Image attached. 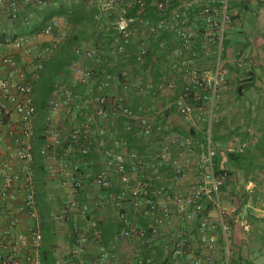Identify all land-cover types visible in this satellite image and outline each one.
I'll use <instances>...</instances> for the list:
<instances>
[{
    "label": "built area",
    "instance_id": "2783aa9c",
    "mask_svg": "<svg viewBox=\"0 0 264 264\" xmlns=\"http://www.w3.org/2000/svg\"><path fill=\"white\" fill-rule=\"evenodd\" d=\"M57 1L60 0H0V24L1 14H4L7 24L14 25L21 17L22 5L46 7ZM83 1L98 8L95 20L101 22L100 29L104 34L110 31L112 36L108 42L95 36L93 44L76 46L74 53L78 59L101 58L105 53L122 55L131 40L134 25L152 35L161 31L173 32L178 40L173 54L180 58L178 64L184 81L182 94L176 100L177 112L185 120L199 118L203 107L200 105L198 112L192 115V110L184 100L191 95H194L195 100H201L194 93L196 89H202L207 92L203 98L210 103V122L215 89L225 75L219 56L224 29L230 22L229 0L193 2L196 5L187 4L175 10L168 9L170 0H155L159 17L153 22L143 17L125 15L127 6L136 7L140 15L146 7V0ZM190 7H194L192 11ZM101 15L112 18L110 24H102ZM22 19L28 18L24 15ZM64 23L63 19L51 18L43 25L40 35L53 38L57 33L46 47H40L34 35L16 37L12 29H4L2 44L12 45L30 54L34 69L39 70L64 40ZM196 40L197 49L193 47ZM159 45L164 46V42ZM211 48H214L212 54L217 57L213 63L214 73L201 74L192 64L193 60L197 61L199 55H210ZM147 51L146 46L139 47L135 54L137 65L145 62ZM188 53L193 58H188ZM1 65L7 66L9 77H0V119L4 122L7 134L14 135L16 131L18 135L8 159L17 160L19 166L12 169L9 161H0V210L7 215V229L0 232V264H42L39 256L43 240L41 215L34 184L36 173L31 166L37 154L53 160L54 175L60 185L68 189L61 209L50 211L47 220L65 222L73 211L80 216V220L74 222L69 231L72 244L68 243L65 247L68 259L57 258L53 264H105L116 257V245L121 240H135L150 247L170 222L182 233L167 238L162 245L161 257L168 264L180 258L186 264H232L229 260L231 251L228 239L231 228L225 216L234 213L235 207L227 210L222 206L220 187L224 178L214 174L213 157L216 150L209 129L206 149L197 158V176L183 190L172 193L170 183L177 185L183 179L184 166L172 158L170 148L176 145L191 154L194 147L189 137L176 133L165 134L164 124L157 121L155 116H147L126 104L129 94H155L150 81H133L129 66L123 68L119 76L106 70L98 71L92 66L81 64L74 67L72 85L55 84L48 97L46 107L49 113L43 121L45 142L36 148L33 120L37 109L33 103L32 85L25 81V72L14 57L0 52V73ZM11 77L22 80L15 82ZM117 79H120V88L116 96L111 98L100 93L111 87ZM76 84L83 85L89 91L83 95L75 90ZM167 85L171 90L174 88L171 82ZM92 89L98 93H91ZM73 109L83 110L80 111L81 120L73 124L71 119L69 126H65L57 114L65 111L68 116L75 117ZM13 112L16 114L14 120L10 115ZM118 117L125 120L123 131L126 134L161 138L164 139L163 146L157 147L150 159L144 158L136 149L128 148L123 137L113 134ZM242 147L231 145L226 150L240 152ZM94 149L101 155L102 166L98 169H93L88 159ZM71 153L78 155L79 160H73ZM161 167L171 169L170 177L169 174H161ZM146 172H150V178L158 185H150L151 180L146 177ZM80 191H84L87 196L92 194V202H79L75 194ZM208 204L211 210L207 209ZM93 208L98 213L96 217L91 215ZM111 209L117 211L122 226L105 245L99 242V223L101 216ZM213 211L216 214H212ZM138 218L144 219L146 225L138 226ZM22 219L31 220L32 224L25 230H15ZM217 232H220L224 242L222 257L217 251ZM90 243L95 246L92 256L89 255ZM124 260V264H158L156 258L142 255L139 248H133Z\"/></svg>",
    "mask_w": 264,
    "mask_h": 264
},
{
    "label": "crops",
    "instance_id": "0c3cea01",
    "mask_svg": "<svg viewBox=\"0 0 264 264\" xmlns=\"http://www.w3.org/2000/svg\"><path fill=\"white\" fill-rule=\"evenodd\" d=\"M130 1V0H128ZM200 3L205 0H198ZM197 0L195 2H198ZM82 0H67V1H57L52 6L47 7H37L35 5H22L21 7V17L19 16L16 23L12 26H9L7 22L5 21L4 14H1L2 17V23L0 24V52L5 55H10L14 57L22 70L25 72V81L30 82L33 89V103L37 101V90L40 87V80H41V72L43 71V67L45 64L49 63L51 60H55L56 57H59V55L62 53V50L64 48H71L73 50L76 46L82 45V46H89L95 42V36L97 39L104 40L105 42L109 41L112 34L108 31V34H104V32L100 29L101 28V22L95 23L91 21L90 24L87 26H84L83 24H74L73 21H71L68 16L63 14H56L53 18H59L64 20V25L62 26V31L66 34L64 40H62L59 44L56 50L52 54H50L47 59L44 61L43 66L39 70H35L33 67L34 61L33 57L30 54H26L22 52V50H18L12 45L8 44H2V41H4L3 32L4 29H12L14 32V35L16 37L18 36H29L34 35L36 36V43L40 47H46L49 42H51V39L56 38L57 33L51 37H45L40 35V32H30L32 28V25L35 24L38 20L41 19V11L48 10V11H56L59 10L61 7L66 8L68 10H75L82 4ZM155 0H146V7L143 10V12L138 15V11L136 7L133 6H127L125 7V15H127L130 11H134L133 15H129L132 17H143L150 21H155L158 19L159 14L155 8L154 5ZM198 2V3H199ZM257 2V6H262L264 2L259 3ZM259 3V4H258ZM187 4H194L192 1L189 0H170V4L168 9L169 10H175V9H182ZM250 11L255 14L252 9L254 8L253 4L251 2L248 4ZM94 8L98 10V8L94 5L85 3V8ZM190 11H192V8L190 7ZM191 13V12H190ZM250 13V14H252ZM249 14V15H250ZM27 16L28 19H22L23 16ZM136 15V16H135ZM191 15V14H190ZM128 16V15H127ZM110 20L107 17L101 15V21L102 24L105 26L110 24ZM29 32V33H28ZM231 36V35H230ZM234 38V36H232ZM133 38L135 40H133ZM132 41H136L137 45L135 47V51L133 54H136L140 46H146L147 48V55H151V63L147 65H139L140 66V72L137 71L136 73V79L134 80L133 75L131 73L130 69V77L135 82L140 81H150L155 89V94H145V95H138V101L137 100H130L129 101V94L126 98V104L134 109V110H140L147 116H155L157 121L160 120L162 124H164L165 134L170 133H176L178 129L175 128V126L172 125V122H170L169 116L164 112L161 113L155 112L153 110H148L145 108V103H148L149 105H155V101L157 100L156 97L158 95L159 89L161 86H163L162 82H165L168 84L170 79L176 78L175 80L176 87L181 88L183 90V74H179L175 77H173V73L176 72L175 66L178 64V62L173 63L174 58H178L173 54V49L176 47L178 40L173 32L170 31H161L158 34L152 35L148 34L144 28L134 25L133 26V34L131 37V40L127 46L132 45ZM164 42V46H160L159 43ZM198 40L194 41V48L197 49ZM214 48H211L210 55H199L198 60H195V63H193L195 66L200 65L201 63L207 61H211L210 58H212L214 55L212 54ZM239 52V51H238ZM222 53V52H221ZM221 55V54H220ZM76 56V55H75ZM187 56L190 57V54L188 53ZM125 54L122 55H111V54H103L101 58H93L90 60H84L78 59L76 57L75 61L70 63V65L67 67L70 69V75L69 73L66 75L63 71L64 68L59 69L54 75L52 76V79L50 81V88L54 87L55 84H67L72 85L74 82V79L71 77L72 69L78 65H86V66H92L94 69L98 71L106 70L108 72H111L114 75L119 76L120 71L130 66V64H127L125 61ZM193 58V57H191ZM166 63V65H164ZM179 66V64H178ZM135 70V69H134ZM133 70V71H134ZM181 70V69H180ZM182 72V71H181ZM170 73V74H169ZM163 74V75H162ZM168 74V75H167ZM36 75V76H35ZM182 76V78H181ZM0 77L2 78H8V68L5 65H1V73ZM138 77V78H137ZM13 81L19 82L22 79L18 77H14ZM120 79L115 80V82L112 84L111 87L103 89L100 91V93H103L109 97H114L118 94L119 88H120ZM174 83V82H173ZM74 85V84H73ZM75 90L79 91L83 95H85L89 90H87L83 85L76 84ZM51 91V90H50ZM49 91V95L50 92ZM91 93H98L95 90H90ZM49 95L44 98L43 102L40 103L41 105H35L37 109V113L33 120V127H34V144L35 147H40L45 142V136H44V117L49 113L48 108L46 107V103L48 100ZM205 95V94H204ZM137 96V95H136ZM148 98V100H146ZM137 99V98H136ZM188 99V98H187ZM194 99V96H193ZM195 100V99H194ZM197 102L199 100H196ZM138 104V105H137ZM200 104V103H199ZM44 105V106H43ZM109 109H112L111 106H108ZM174 107L177 111L176 101L174 102ZM154 108V107H153ZM73 114L75 117L66 114L65 111L60 112L57 114L59 120L61 119V123H63L65 126H69L71 119L74 121L73 124H76L81 120V112L83 111L78 109H73ZM79 111V112H78ZM196 114V113H195ZM11 119H16V114L13 112L10 114ZM180 115V114H179ZM168 117V119H167ZM201 117V116H200ZM199 117V118H200ZM66 118V120H65ZM64 119V120H63ZM198 119V118H193ZM123 118H117V123L115 128H113V134L118 137H123L128 148H134L137 150L139 154H141L144 158L150 159V157L153 155L154 150L157 147H161L159 145L162 144L164 139L161 138H147V142H144L141 146H130L127 143L128 140V134H126L123 131V125H122ZM210 123L208 124V128L205 132V139L207 138V131L209 129L210 131ZM176 132H175V131ZM189 133L190 135H187L193 142L194 147V137L193 132H196L193 130V128H189L187 130H182L180 132ZM16 133V131H15ZM10 135L7 134V131L4 127V122L2 119H0V161L1 159L9 161L12 169H16L19 166V163L17 160H10L8 159V156L10 154V151H12L15 148L16 142L15 137H18V135ZM134 137H144V136H138L135 134H132ZM211 136V134H210ZM260 139L255 141L256 146H259L260 148H264V131L261 132ZM212 139V138H211ZM160 142V143H159ZM215 145V142L212 141ZM207 139L206 143L204 145V151L206 149ZM244 144L236 145V146H243ZM235 146V147H236ZM228 147V146H227ZM225 148L224 153L228 152ZM195 149V147H194ZM259 149V148H258ZM216 150V149H215ZM203 151V152H204ZM243 149L240 152L241 153ZM258 150H256L257 152ZM259 152V151H258ZM223 154V152H220V154ZM256 155H260V153H256ZM220 163V167L224 168V164L226 162V157L223 155ZM73 160H79L78 155H75V153H71L70 156ZM255 158V160H254ZM88 159L92 162V168L98 169L101 168V155L99 151L92 150L88 156ZM31 166L33 170L36 173V178L34 180L35 188L37 191V203L40 210V228L43 233V240L41 242V246L39 248V256L40 259L42 257V249L43 247H48L50 249L51 257L53 260H51V264L54 263V260L57 258H61L63 260L68 259V255L65 251V247L68 243L72 244V238L70 236V228L76 222L77 220H80V216L76 211L71 212L69 215V218L65 222L61 223H54L47 220V215L50 211H57L60 210L63 204V199L65 194L67 193L68 189L62 187L59 183V180L54 175V168H53V160L48 159L45 157H40L38 154L34 156L33 161L31 162ZM241 169H236L234 171L232 179V183L234 185V189L238 192L244 191L248 197L246 200V203L244 207H242V210L235 215L234 221L236 225L234 226V240L232 242L233 244V250L238 255V260H230V262L233 264H264V161L260 158L254 157L253 155L248 156L247 158H244L243 162H241ZM168 168L169 167H161L160 172L164 176H168ZM135 175V174H134ZM151 180V186L158 185V183L155 180H152V177H148ZM95 189V187H94ZM170 192L175 193L176 191L170 190ZM87 196L84 191H80L75 194V197L79 202H82L84 200H88L92 202L93 197ZM236 208V205L234 206ZM97 211L95 208L92 209L91 215L97 216ZM32 221L28 219H22L20 225L15 228V230H25L27 226L31 225ZM137 225L138 226H145V220L142 218L137 219ZM122 224L118 221L117 211L115 209H111L108 212H106L103 216H101V220L99 223V229H100V239L99 242L102 244L107 245L111 240L113 235L118 232L121 229ZM186 228V225H183ZM7 229V215L5 214V211L0 210V232H3ZM163 233L159 237H157L155 240H153V243L150 247H147L146 245L142 244L141 242H137L135 240H121L116 245L115 254L116 257L110 260V262H106L105 264H124V259L128 254L131 253V250L133 248H139L140 253L144 256H151L158 260V264H163V262H160L162 259V245L164 244L165 240L169 237H177L179 236L182 231H178L176 229V226H174L173 222H170L168 225H166L163 229ZM218 241H217V251L219 255H223L224 253V242L221 238L220 232H217ZM47 243V245L45 244ZM230 248V243H229ZM95 246L94 244L90 243L89 245V255L92 256L94 252ZM42 261V260H41ZM164 264H168L167 260H165ZM42 263V262H41ZM169 264H186L185 260L182 258L178 260L170 261Z\"/></svg>",
    "mask_w": 264,
    "mask_h": 264
},
{
    "label": "rangeland",
    "instance_id": "374dc122",
    "mask_svg": "<svg viewBox=\"0 0 264 264\" xmlns=\"http://www.w3.org/2000/svg\"><path fill=\"white\" fill-rule=\"evenodd\" d=\"M189 1L195 2L196 0ZM256 1L257 0H251V4L254 6L252 11H254L255 14L250 12L252 14L248 16L244 17L241 15L239 18L235 19L234 22L230 20V22H228L225 26V33L234 36V39L237 40V44L229 52L232 58L237 57L236 64L238 69L230 70L227 68L225 66L226 62L223 59H220L219 56V63L221 68L224 69L225 75L223 80L219 82L215 89L212 106L213 110L211 112L210 134L212 138L214 132H211V130L215 124L218 123L219 128L216 132V135L222 136L223 141L217 140L215 142L221 146L220 152H223L221 155L224 157V151L227 146L244 144L242 147V154H245V158L253 155L254 157L258 156L260 161H264V148H260L255 144V141L260 139L261 132L264 131V5L258 7ZM261 1L264 2V0ZM233 12L236 11L233 10ZM246 40L248 44L245 48L242 46V43ZM188 58L191 57L188 56ZM210 59L211 61H205L194 67H196L201 74H206V72L207 74H213V63L214 60H217V57L213 56ZM179 60L180 58H174L173 63L176 64V62ZM193 63H195V60H193ZM164 65H166V63ZM129 68L131 69L133 77H135L133 79L137 80L136 72H140V66L135 65L134 67L131 65ZM175 69L176 72L173 73V77L177 76L178 73H182L178 64L175 66ZM249 72H252V81L249 79V74H251ZM175 80L177 79H170V81L174 82H172L174 84V88L172 90L165 82H162L163 86H161L159 89L155 105L153 106L145 103V108L148 110V112L150 110L155 112L160 111L161 113L165 112L169 116L172 125L178 129L177 134L179 135H190L189 133H186V131L180 132L181 129L184 131L189 128H193L194 131L205 135V132L208 128L210 115L209 100L203 98L204 94H207V92L202 89H196L194 93L196 96L201 97V100L198 101L200 102L198 108L200 105L203 107V113L201 114V117L194 120H185L179 115L174 107V102L182 94V89L176 87L177 82L175 83ZM238 84H244V86H246L242 90L243 95L241 97L237 96L236 86ZM193 96L194 95H191L189 97L193 98ZM189 97L188 99L184 100V102L190 107L192 110V115H194L198 112V109L194 108V103L189 100ZM134 99L138 101V95H129V101ZM146 100H148V98ZM194 101L195 104H197V101ZM193 139L195 147L194 150L199 147V153L193 152L188 154L185 152L183 147L180 148L176 145H173V147L170 148L172 158L184 166L183 179L177 185H175V183H170V190L173 192L183 190L188 185V183L197 176L196 162L199 155L204 151V144L200 143L197 138ZM135 140V142L133 141L134 147L141 146L144 142H147L146 137H135ZM211 140L213 141V139ZM216 144L214 145L215 149L217 147ZM159 146L163 145L161 144ZM256 150L259 152H256ZM256 153H260V155H256ZM170 171L171 169L168 168V174ZM150 176V172H146V177L148 178ZM168 177H170V174ZM230 200L231 203L233 201L235 202V197L231 198ZM221 203L222 206L227 210H230L232 206H235V204L225 205L222 201ZM215 211H213L212 214H216ZM160 262H163L164 264L166 261L160 260Z\"/></svg>",
    "mask_w": 264,
    "mask_h": 264
},
{
    "label": "trees",
    "instance_id": "16d2710c",
    "mask_svg": "<svg viewBox=\"0 0 264 264\" xmlns=\"http://www.w3.org/2000/svg\"><path fill=\"white\" fill-rule=\"evenodd\" d=\"M83 1V0H82ZM259 3H262L261 0H257ZM251 2V0H230L229 1V18L231 21L234 22L235 19L239 18L241 15L248 16L250 14V9H249V3ZM85 1L82 2V4L76 8L75 10H68V9H64V8H60L59 10L56 11H48V10H43L41 11V19L38 20L35 24L32 25V28L30 30V32H40L43 25L51 18L54 17V15L56 14H63L68 16V18L73 21L74 24H83L84 26H87L88 24H90V22L92 21L93 24L97 23V21L95 20V15L98 12V10L94 9V8H85ZM258 3V4H259ZM264 5V3H262ZM261 6V5H260ZM47 7V6H46ZM233 10H235L236 12H233ZM134 11H130L127 15H133ZM136 16V15H135ZM88 27V26H87ZM29 33V32H28ZM133 40H135L133 38ZM129 44V43H128ZM127 44V45H128ZM237 44V40H235L232 36H230L229 34L225 33L224 34V38L222 40V53L220 55V59H223L226 62V67L231 69H238L237 68V57L232 58L231 54H230V50ZM248 42L247 40L245 42L242 43V46L246 48ZM125 47V61L127 62V64H130V66H134L137 65L135 62V47L137 45L136 41H132V45ZM76 56L75 53L73 52V50H71V48L67 47L64 48L62 50V53L59 55V57H56L55 60H51L49 61V63L44 65V69L41 72V84L40 87L37 90V101H35L34 104L36 105H41L40 103L43 102L44 98L47 96V94L49 95V91L53 89L50 88V81L52 79V76L54 75V73H56L59 69L64 68L63 71L64 73L67 75L70 72V69H68L67 67L70 65V63H72L73 61H75ZM151 55H147L145 58V62L143 63L144 65H149L151 63ZM43 66V65H42ZM251 74H249V79H251V81L253 80L252 78V72H249ZM70 75V73H69ZM248 79V80H249ZM250 86V85H249ZM244 84H238L236 86V91H237V96L241 97L243 95V89H244ZM50 91V92H51ZM183 91V90H182ZM190 98V97H189ZM191 102L194 103V108L198 109V105L200 102H197V104H195V101L193 100V98L191 97L189 99ZM44 106V105H43ZM124 120V119H123ZM125 121V120H124ZM124 121H122V125L124 123ZM219 128V124H215V126L212 128L211 132H214V135L212 137L213 141H217V140H221L223 141V137L222 136H217L216 132ZM195 139L197 138L200 143H203L205 145L206 143V139H205V135L198 133V132H193L192 135ZM128 140L127 143L128 145H130L131 147L134 145L133 143L136 141L135 137L132 136V133H128ZM134 141V142H133ZM216 144V142H215ZM216 153L213 157V168H214V174L216 176H222L224 178L223 183L220 187V191H221V201L227 205V204H235L236 208L234 213L232 214H228L226 217L227 222L230 225L231 231L229 234V243H230V255H229V260H238V255L235 253V251L233 250V240H234V226L236 225L235 221H234V217L236 214H238L241 210L242 207H244L247 197L248 195L242 191V192H238L234 189V185L232 183V177L234 174V171L237 169H241V162H243L244 160V156L245 154L241 153H236V152H226L225 153V157H226V162H225V166L224 168L220 167V163H221V159L222 156L220 154V150H221V146L219 144H216ZM194 152H200V148L197 147L196 150H194ZM235 197V202L233 201L231 203V198ZM208 210H211V206L208 204L207 207ZM47 245V243H45ZM223 255H221L222 257ZM41 262L42 264H51V253H50V249L48 247H43L42 249V257H41ZM235 264V263H233Z\"/></svg>",
    "mask_w": 264,
    "mask_h": 264
}]
</instances>
